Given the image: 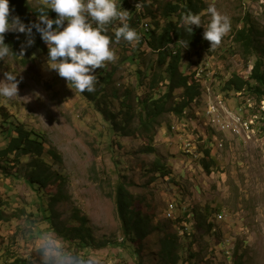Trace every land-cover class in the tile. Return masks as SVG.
Returning a JSON list of instances; mask_svg holds the SVG:
<instances>
[{"label":"rangeland","instance_id":"374dc122","mask_svg":"<svg viewBox=\"0 0 264 264\" xmlns=\"http://www.w3.org/2000/svg\"><path fill=\"white\" fill-rule=\"evenodd\" d=\"M127 1L140 13L137 32L142 44L111 42L116 59L106 62L111 70L107 83L102 84L99 75L104 76L109 70L106 67L95 70L99 105L68 85L55 70H50L46 56L34 44L30 46L33 49L19 55L25 41L23 33H15V48L11 46L17 55L13 53L0 60V79L9 71L20 81L18 96H0V113L9 115L7 121L20 122L27 129L42 133L45 151L52 148L58 154L53 159L44 152L43 158L53 175L44 192L62 194L53 205L47 194L40 198V193L22 177L25 160L18 165L0 167V196L11 195L9 204L0 207L4 217L0 221V264L16 258L20 264H41L46 259L39 252L43 234L58 237L69 251L91 257L95 264H137L138 257L119 244L123 233L113 196L119 180L130 193L133 209L146 219L151 230L146 238L133 245L144 264H163L158 253L160 240L166 233L178 235V245L184 246L180 250L184 264H233L236 259L241 264H264V102L247 93H238L240 102L235 104V99L228 98L229 103L221 91L232 74L247 77L250 73L256 56L244 57L233 36L245 18L259 31L264 30V0H202L205 7L199 14L202 33L210 19L209 5H215L217 11L230 18L231 30L214 48L201 35L199 43L182 48L181 69L193 73L202 94L191 104L188 118H178L172 112L160 116V126H156L150 142L135 130L140 112L135 97L144 92L138 88L136 69L148 71L155 59L156 54L144 37L154 27L159 32L169 20L160 16V9L165 2L173 0ZM41 2L44 0H28L30 5ZM11 15H15L12 9ZM122 22L125 17L117 20L113 29ZM9 33L14 32L5 35ZM260 41L264 42V36ZM126 44L129 48L124 51ZM178 47L179 43L170 45L172 50ZM132 53L133 61L129 60ZM197 71L201 76H196ZM208 71L209 76L205 73ZM204 79L206 86L200 84ZM220 94L222 102L217 99ZM208 98L213 103L217 99L220 104L221 121L230 110L239 111V106L244 105L245 112L240 115L250 118L251 131L237 133L210 123L205 113ZM103 108L113 117L101 114ZM106 118H114L119 124L114 133ZM3 119L4 115L0 114V123ZM124 125L126 129H120ZM7 134L0 128V147L6 142ZM212 142L216 164L207 174L200 165L199 149ZM186 143L188 151H197L195 157L184 153L182 145ZM148 145H152L153 153L144 151ZM156 161L171 173L161 177L155 171ZM51 208L67 224L72 223L75 214L85 216L94 239L110 242L104 247L82 248L63 240L50 226Z\"/></svg>","mask_w":264,"mask_h":264},{"label":"trees","instance_id":"16d2710c","mask_svg":"<svg viewBox=\"0 0 264 264\" xmlns=\"http://www.w3.org/2000/svg\"><path fill=\"white\" fill-rule=\"evenodd\" d=\"M127 2V0L116 1L118 9L126 12L125 22L122 23L129 24L130 27L137 31L138 16L140 13L136 12L137 9L134 5L128 4ZM9 3L12 12L18 15L26 24L36 21L37 15L39 14L38 9L44 6V2L30 5L28 0H9ZM204 9L202 0H173L165 2L160 9V16L169 20L162 25L159 32L154 27L150 29L148 36L144 37L146 44L156 54V57L152 61L148 71L136 69L139 78L138 88L141 89V92L143 90L144 92L135 97L137 105L140 106L138 124L135 130L138 134L147 136L149 142L155 136L156 126H160V122L158 121L160 116L166 112H172L178 118H188L187 115L191 104L195 100H198L202 94V87L193 78V73L184 72L181 69V62L183 59L182 48L185 46V42L189 41L188 46L191 47L200 42L199 36L201 35L200 38L203 37V33L200 27L195 26L193 33L190 35L184 31V27L180 25V22L182 17L189 11L199 15ZM55 15L54 12L49 11L51 18H54ZM115 22L109 25L108 35L110 37L114 36L115 31L113 30L116 29H113L112 26L115 25ZM33 36L34 48H38L47 58L48 49L44 47V42L35 29H33ZM261 36H264V30L259 31L254 25L248 23V18H245L241 26L234 31V40L241 46L243 56L255 55L256 57L247 77L235 73L223 83L221 91L225 93L224 98L228 102V98L235 99V104L240 102L236 95L238 93H247L258 101L262 100L264 102V42L260 41ZM15 41V33L5 35V43L14 46V48ZM140 41L137 42L138 46L142 44ZM173 43H179V47L176 50L170 49V45ZM17 44L19 45V43ZM125 48L124 51H127L129 45L126 44ZM30 49H33V47H29L26 51ZM134 55L132 53L129 60L133 61ZM107 66H109V63H106L105 67L107 68ZM110 77L111 70L104 76L99 75L102 84L107 83ZM200 84L205 86L203 81ZM160 86L163 87L162 91H160ZM84 93L91 99L93 98L96 105H99L100 99L97 90L93 93ZM130 95L131 93L128 96ZM100 112L105 116L110 114V117H113L105 108L100 110ZM0 114L4 115V119L0 123V128H4V132H8L6 142L0 147V167L18 165L22 160H25V174L22 177L40 193V198H42V195L47 194L50 198V205H53L54 202L62 198V194L51 195L44 192L48 188L49 181L53 175L48 170L47 160L43 158V155L47 153L51 158L57 159L58 154L52 148L45 151L42 133L33 129H27L20 122L13 123L12 121H7L10 118L9 115H6V113ZM106 120L109 121V128L114 133L119 124L114 121V118H106ZM7 126H10L8 130ZM120 129L125 130L126 126H120ZM213 147H215L214 142L211 145H207L204 149H199L202 155L200 165L207 174L211 172L212 167L216 164L214 158H212L214 153ZM144 151L153 153L154 149L152 145H148ZM155 171L159 172L161 177L168 176L171 173L164 164L157 161L155 162ZM3 174L8 175L5 172ZM10 196L5 193L0 196V207L3 204H9L8 200L11 199ZM113 196L117 217L121 223L123 233L122 241L119 244L124 246L132 255L138 257L137 264H144L139 251L133 245L136 242H141L151 232L148 228L147 221L138 211L133 209L130 193L123 181L119 180L116 182ZM14 201L18 202L17 199H14ZM49 216L50 226L55 233L63 240L73 243L76 246L84 248L87 245H92L96 248L104 247L110 242L107 239L101 240L100 242L94 239L90 228L87 226V218L85 216L73 215L71 224H67L58 219L55 216V212L52 211V208L50 209ZM3 220L2 210H0V221ZM210 227L211 225H209L208 229ZM177 237L178 235L176 233H166L160 240L161 247L158 254L163 264H184L185 261L182 260L180 252L181 249H184V246L178 245ZM180 259L181 261L179 263ZM19 262L20 259L16 258L14 261H5L3 264H20ZM233 264H241V262L236 259Z\"/></svg>","mask_w":264,"mask_h":264},{"label":"clouds","instance_id":"9594fccd","mask_svg":"<svg viewBox=\"0 0 264 264\" xmlns=\"http://www.w3.org/2000/svg\"><path fill=\"white\" fill-rule=\"evenodd\" d=\"M116 1L44 0V6L38 9L37 20L26 24L18 15H11L9 0H0V60L14 53L11 45L5 43V33L25 35L19 52L23 55L26 48L34 44L35 29L47 45V67L55 70L77 91L94 92L97 83L95 70L116 59L111 42L124 40L131 43L140 39L138 32L127 23L117 27L114 36L108 35L109 25L123 20L126 15L125 11L118 9ZM49 11L56 14L54 18L49 16ZM208 13L210 19L207 27H203V39L210 43V48H214L231 30V20L217 11L215 5H209ZM181 23L190 35L193 33L192 26H202L200 15L190 11L182 17ZM188 43L185 42V48ZM19 82L16 74L4 72L0 79V96H18ZM40 239L39 252L46 257L41 264H95L91 257H81L69 251L56 236L43 234Z\"/></svg>","mask_w":264,"mask_h":264},{"label":"bare ground","instance_id":"6f19581e","mask_svg":"<svg viewBox=\"0 0 264 264\" xmlns=\"http://www.w3.org/2000/svg\"><path fill=\"white\" fill-rule=\"evenodd\" d=\"M132 2H133V0H132ZM205 73L209 76L210 71H208V73L207 72H205ZM199 74H201V72L197 71L196 76L197 77L201 76ZM205 81H206V79H205ZM204 85L206 86V82H204ZM206 90H209V88H206ZM217 99L222 102L223 101L222 100V94H220L219 97H217ZM217 99L214 101V103L209 98L206 101L205 107H206L207 111L205 110V113L208 117L209 122L213 123L214 125H218L220 129H225L226 127H229V128H231L232 131H235L237 133H246V132L249 133V131H251L250 128L252 126L251 120H250V118L243 117L240 115V112H242V111L245 112L244 105L239 106V111H231L230 110V113H229V111L227 110L229 113L227 115V117H229V118L226 117V119H228V120L226 121V119L223 118V121H221L222 118L220 116L221 114L219 113V110H221L222 108H221L220 104L217 103L218 102ZM196 101H198V100H196ZM207 102H208V104H207ZM263 105H264V103H263ZM263 105L261 107H263ZM263 109H264V107H263ZM209 110L211 112H209ZM212 113H213V118H212ZM187 144L188 143H186L185 145H187Z\"/></svg>","mask_w":264,"mask_h":264},{"label":"built area","instance_id":"2783aa9c","mask_svg":"<svg viewBox=\"0 0 264 264\" xmlns=\"http://www.w3.org/2000/svg\"><path fill=\"white\" fill-rule=\"evenodd\" d=\"M207 104H208V102H207ZM235 107L237 108L238 106H235ZM209 112H211V111L209 110ZM212 118H213V113H212ZM187 123H190V122L188 121ZM215 138H217V137H215ZM218 146L220 147L219 142H218ZM182 149L186 155H191L192 157H195V153L197 152V151H188V144L182 145Z\"/></svg>","mask_w":264,"mask_h":264}]
</instances>
